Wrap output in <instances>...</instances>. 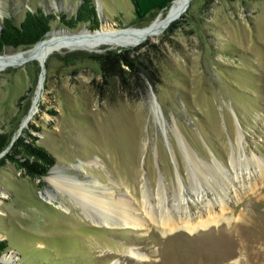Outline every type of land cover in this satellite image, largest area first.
Returning <instances> with one entry per match:
<instances>
[{
    "label": "rangeland",
    "instance_id": "obj_1",
    "mask_svg": "<svg viewBox=\"0 0 264 264\" xmlns=\"http://www.w3.org/2000/svg\"><path fill=\"white\" fill-rule=\"evenodd\" d=\"M81 2L0 0V29L4 18L18 23L27 10L52 15L40 40L58 29L93 31L103 21L139 29L169 6L140 18L130 0H90L96 21L67 25L62 16L76 15ZM0 129L12 136L1 156L24 136L55 157L42 177L11 160L0 166V240L7 241L0 264L10 253L15 264H232L247 258L236 241L244 225L260 238V257L247 262L264 264V0H191L158 36L3 67ZM247 160L254 165L243 166ZM55 165L112 200L125 198L135 214L164 197L195 215L203 201L218 208L230 179L245 177L253 188L208 229L169 231L154 221L107 227L46 179Z\"/></svg>",
    "mask_w": 264,
    "mask_h": 264
},
{
    "label": "bare ground",
    "instance_id": "obj_2",
    "mask_svg": "<svg viewBox=\"0 0 264 264\" xmlns=\"http://www.w3.org/2000/svg\"><path fill=\"white\" fill-rule=\"evenodd\" d=\"M190 2L191 0H173L164 12L157 15L148 25L139 29L135 27L118 29L115 28L112 23L103 21L100 28L93 31L87 29L75 33H71L65 29L52 31L48 38L38 41L25 51L0 53V69L12 64H18L22 60L38 59L39 61L44 62L45 58L53 51H60L65 48L89 49L99 47L101 44H115L118 46L132 43V41L138 42L147 37L158 36L172 20L180 16L186 10ZM242 165L252 166L254 163L247 160L243 162ZM255 165L259 168L261 167L258 161ZM46 179L57 188L76 199L77 201L75 202L80 203V206L94 224L105 225L107 227L123 225L124 227L143 228L147 225L148 221H154L165 228H169V231L184 228L190 233L195 232L198 229H208L211 225H218L220 219L224 218L223 214L235 210V206L241 199L245 187H248V189L253 188L252 181H249L245 177L238 180L230 179L226 185L224 184L226 190L223 189L225 190L223 193L227 194V196L221 197L220 194L219 198H217L218 204L216 207L218 208L215 210V204L213 207V203L210 201H207L206 203L203 201L201 203L202 209H200L195 215H189L188 213L183 212L182 208L179 207V202L175 205L166 203L164 197L159 201L160 204L158 205H149V203L146 205V201L143 208H141V214H135L134 207H132L125 198L112 200L108 195V190L105 188L100 186L101 188L99 191H95L92 187L78 182L74 176L72 177L63 174L58 165L51 168L50 174L46 176ZM229 188L230 191H228ZM186 193L190 195L191 191L186 189ZM144 196L146 195L144 194ZM53 197V192L49 190H46L43 193V198L48 202H51ZM128 208L130 209V213L125 215L124 212H126ZM216 211H220V213L214 215ZM248 231L249 228H247V225H244L243 229L239 230L236 234V241L240 247L243 248L242 251L247 257L246 260L243 258L245 262H247L251 256L257 257L259 255V249L256 247L257 238H259V236L256 235L257 238L254 237V232V236L248 235ZM129 251L131 256L138 259V261L142 260L141 253H138L140 255L139 257L137 252L133 251L132 248H130ZM202 251V249L197 250V252ZM258 257H260V255ZM243 259L241 257H234L230 259L228 263L241 264ZM1 260L6 264H15V256L12 253L1 256ZM252 261L254 260L252 259ZM248 263L251 264V262H247L246 264Z\"/></svg>",
    "mask_w": 264,
    "mask_h": 264
},
{
    "label": "trees",
    "instance_id": "obj_3",
    "mask_svg": "<svg viewBox=\"0 0 264 264\" xmlns=\"http://www.w3.org/2000/svg\"><path fill=\"white\" fill-rule=\"evenodd\" d=\"M135 14L143 18L151 11L163 9L170 5L173 0H130ZM52 15L43 11L27 10L23 18L16 23L12 18L3 19L0 29V52L5 46H29L39 41L50 29ZM85 19L91 22L96 21L94 6L90 0H82L77 9L76 15L69 20L64 19L67 25L73 26L76 20ZM128 65L133 63L126 60ZM12 136L8 131L0 129V153L3 152L11 142ZM24 136H18L13 142L9 151L0 156V166L7 160L15 163L16 167L23 170L31 177H42L54 163L55 157L46 148L35 143L34 140L27 141ZM35 139V138H34ZM7 248L6 239L0 240V253Z\"/></svg>",
    "mask_w": 264,
    "mask_h": 264
},
{
    "label": "water",
    "instance_id": "obj_4",
    "mask_svg": "<svg viewBox=\"0 0 264 264\" xmlns=\"http://www.w3.org/2000/svg\"><path fill=\"white\" fill-rule=\"evenodd\" d=\"M4 152V151H3ZM3 152L0 153V156L3 154Z\"/></svg>",
    "mask_w": 264,
    "mask_h": 264
}]
</instances>
